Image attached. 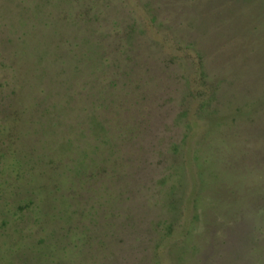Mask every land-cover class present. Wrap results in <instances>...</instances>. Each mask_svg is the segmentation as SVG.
Here are the masks:
<instances>
[{"label":"rangeland","instance_id":"1","mask_svg":"<svg viewBox=\"0 0 264 264\" xmlns=\"http://www.w3.org/2000/svg\"><path fill=\"white\" fill-rule=\"evenodd\" d=\"M0 264H264V0H0Z\"/></svg>","mask_w":264,"mask_h":264},{"label":"trees","instance_id":"2","mask_svg":"<svg viewBox=\"0 0 264 264\" xmlns=\"http://www.w3.org/2000/svg\"><path fill=\"white\" fill-rule=\"evenodd\" d=\"M151 20L152 21H154V18L151 16ZM140 30V33H141V35H143L145 38H146V42H147V44H148V46L151 48V49H153V48H155V50L158 48L157 46V40L156 39H153L152 37H149V34L147 35V30H145L144 28H139ZM190 50H192V49H190ZM195 53V55H196V58H199L200 56H199V54L197 53V51H195L194 52ZM187 118L189 119V116H187ZM188 147V146H187ZM192 148V147H191ZM192 151V150H191ZM189 149H187V155H189V152H191ZM190 178H191V180L194 182V180H193V176L192 175H190ZM46 206H47V208H48V205H43V207H45L46 208ZM179 220H178V226H177V228H175V224L177 223L176 221H175V219L174 220H172L171 221V223H170V227H169V232H168V235H169V239H168V241H170V240H173V237L174 236H179V234L181 233V232H184L185 230H186V228H187V224H185V223H188V222H185V223H183V220H185V217H177ZM182 221V222H181ZM6 222L7 223H10V222H8V221H4V224L6 225ZM176 222V223H175ZM180 229H182L180 232H179V230ZM3 230H4V228H3ZM159 247V246H158ZM157 247V248H158ZM161 249V248H160ZM158 253V255H159V252H157ZM158 257V256H157Z\"/></svg>","mask_w":264,"mask_h":264}]
</instances>
